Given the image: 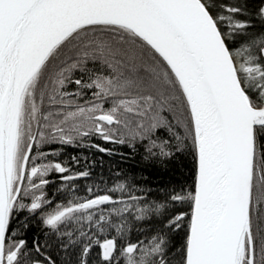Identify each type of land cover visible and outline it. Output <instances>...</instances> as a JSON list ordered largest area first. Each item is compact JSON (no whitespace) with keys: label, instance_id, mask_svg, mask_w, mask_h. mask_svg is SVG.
Segmentation results:
<instances>
[{"label":"snow or ice","instance_id":"snow-or-ice-1","mask_svg":"<svg viewBox=\"0 0 264 264\" xmlns=\"http://www.w3.org/2000/svg\"><path fill=\"white\" fill-rule=\"evenodd\" d=\"M0 264H264V0H0Z\"/></svg>","mask_w":264,"mask_h":264},{"label":"trees","instance_id":"trees-1","mask_svg":"<svg viewBox=\"0 0 264 264\" xmlns=\"http://www.w3.org/2000/svg\"><path fill=\"white\" fill-rule=\"evenodd\" d=\"M121 151H123V149H121ZM160 177H162L163 179H167L168 178V174L167 173H160ZM153 179H157V177H153Z\"/></svg>","mask_w":264,"mask_h":264}]
</instances>
